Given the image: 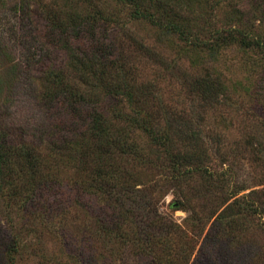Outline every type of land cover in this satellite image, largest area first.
Instances as JSON below:
<instances>
[{
	"label": "trees",
	"instance_id": "16d2710c",
	"mask_svg": "<svg viewBox=\"0 0 264 264\" xmlns=\"http://www.w3.org/2000/svg\"><path fill=\"white\" fill-rule=\"evenodd\" d=\"M32 1L36 4L32 12L31 0H20L15 5L17 24L25 21L23 12L34 14L41 37L35 38V44L40 47V42L46 40L60 45L64 42L67 55L63 65L43 71L41 80L46 91L39 102L48 118L56 116L54 111L67 118L62 120L63 127L52 126L51 132L55 133L48 136L45 144L50 155L41 152L35 143L16 141L5 127H0L1 201L15 205L23 201L25 211L27 205L31 208L27 216L49 219L46 206L36 205L41 201V192L57 184L59 172L54 168L60 163L72 165L75 176L68 188L71 198L66 208L77 201L78 190L83 186L89 199L94 204L100 201L103 206L90 209L88 229L85 227L90 237H85L84 242L76 237L66 242L70 247L66 254L69 264H200V259L208 260L211 252H218L221 243L235 238L237 227L245 220L264 219V192L251 191L219 212L228 199L217 197L214 203L218 209L201 216L190 210L181 228L170 216L160 213L130 177L124 179L127 168L122 169V160L133 158L137 164H149L135 138L141 134L156 149L157 160L161 159L160 165L173 181L197 176L208 190L216 189L221 194L224 184L211 173L202 157L207 151L200 147L199 134L174 117L164 120L165 111H154L150 106V87L136 82L114 40L102 37L111 26H123L113 4L126 7L132 20L146 21L209 55L235 47L262 61L264 33L250 23L254 12H264L258 6L260 0H252V8L244 5L242 12L248 6L247 15L241 14L236 24L232 25L226 17L218 23L219 27L208 22L215 10L214 0H204L205 6L198 0L197 11L195 0H61L65 10L47 7L43 0ZM225 1L233 0H215L218 4ZM75 9L78 13L74 16L71 11ZM199 35L208 37L200 39ZM73 42L78 46L70 51ZM2 46L0 43V53L4 51ZM11 62L12 68L18 65ZM207 77H194L187 86L200 100L217 102V88ZM177 204L189 202L185 199ZM94 234L101 247L126 246L127 254H97L91 237ZM20 236V230L13 225L6 232L0 227V264L21 262L27 248ZM198 245L197 255L190 263Z\"/></svg>",
	"mask_w": 264,
	"mask_h": 264
},
{
	"label": "rangeland",
	"instance_id": "374dc122",
	"mask_svg": "<svg viewBox=\"0 0 264 264\" xmlns=\"http://www.w3.org/2000/svg\"><path fill=\"white\" fill-rule=\"evenodd\" d=\"M19 1L0 0V43L4 49L0 53V127H5L16 141L35 143L41 147V152L50 155L45 144L48 136L55 133L51 132L52 126L63 127L62 120L67 117L54 111L56 116L48 118L39 102L46 91L41 78L47 67L65 63L66 48L62 46L64 42L60 45L46 40L40 42V47L35 44V38H41L38 18L26 11L22 14L25 21L17 24L15 5ZM197 1L195 11L197 5L200 6ZM31 2L29 11L32 12L36 4ZM43 4L64 9L61 0H43ZM213 4L215 10L208 22H213L216 27L226 17L232 25L236 24L241 14L247 15L248 6L243 12L242 7L249 4L252 8V0L220 4L214 0ZM201 6H205L204 0H201ZM258 6L264 9V0H260ZM111 7L118 8L123 26H111L102 37L114 40L136 82L150 87L152 109L165 111L164 120L174 117L183 122L179 124L190 126L199 134L200 147L207 151L202 157L224 186L221 194L215 192L216 189L208 190L197 176L187 181H173L160 165L161 159L157 160L156 149L141 134H136L135 138L139 139L149 164H137L133 158L122 160L121 168H127L124 179L130 177L136 188L143 190V196L151 199L160 213L170 216L181 228L190 210L199 216L217 210L214 203L217 197L228 199L219 212L251 191L264 192V60H254L256 56L235 47L209 55L146 21L132 20L126 7L113 4ZM76 13V9L71 11L74 16ZM250 23L263 34L264 12H254ZM207 37L199 35L200 39ZM77 46V42H73L70 51ZM6 54H10L9 57ZM11 60L18 65L12 68ZM202 76H208L215 84L217 102H204L188 88L187 82ZM54 169L59 172L57 184L43 190L41 201L36 204L46 206V212L51 215L49 219L40 217L38 221L35 214L27 216V210L31 208L27 205L25 211L23 201L15 205L0 200L2 231L6 232L10 225L15 226L27 248L19 264H69L66 254L70 247L66 242L74 241V237L84 242L85 237H90L85 230L90 222V209L103 206L100 201L94 204L83 192V186L78 190L77 201L74 200L71 208H66L71 198L68 188L75 176V168L60 163ZM185 199L189 204L178 206L177 203ZM208 227L209 224L206 229ZM91 237L97 254L107 257L111 252L115 256L128 252L126 246L101 247L100 239L95 234ZM221 244L217 253L211 252L208 260L200 259V264H264V219L245 220L240 228L237 227L235 238ZM198 247L190 263L195 259Z\"/></svg>",
	"mask_w": 264,
	"mask_h": 264
}]
</instances>
